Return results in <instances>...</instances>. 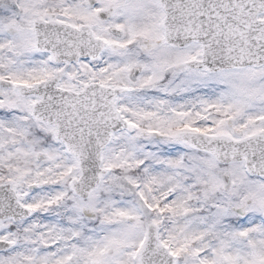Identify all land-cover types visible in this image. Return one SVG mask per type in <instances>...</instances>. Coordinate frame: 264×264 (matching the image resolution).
<instances>
[{"label": "snow or ice", "instance_id": "obj_1", "mask_svg": "<svg viewBox=\"0 0 264 264\" xmlns=\"http://www.w3.org/2000/svg\"><path fill=\"white\" fill-rule=\"evenodd\" d=\"M0 264H264V0H0Z\"/></svg>", "mask_w": 264, "mask_h": 264}]
</instances>
